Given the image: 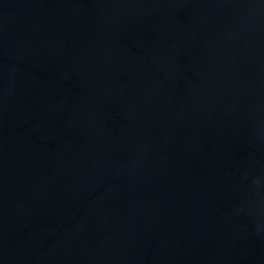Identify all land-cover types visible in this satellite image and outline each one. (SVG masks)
Segmentation results:
<instances>
[{"label": "water", "instance_id": "1", "mask_svg": "<svg viewBox=\"0 0 264 264\" xmlns=\"http://www.w3.org/2000/svg\"><path fill=\"white\" fill-rule=\"evenodd\" d=\"M0 264H264V0H0Z\"/></svg>", "mask_w": 264, "mask_h": 264}]
</instances>
